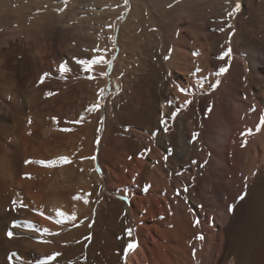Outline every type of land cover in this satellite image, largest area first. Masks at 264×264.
<instances>
[{
	"label": "bare ground",
	"instance_id": "6f19581e",
	"mask_svg": "<svg viewBox=\"0 0 264 264\" xmlns=\"http://www.w3.org/2000/svg\"><path fill=\"white\" fill-rule=\"evenodd\" d=\"M7 1L0 0V10ZM29 1L59 11L53 0ZM22 8L32 11L27 3ZM79 16L91 59L106 63L93 67L88 82L48 99L42 113L54 132L36 123L16 139L24 154L55 144L49 168L25 165L27 178L17 179L9 147L0 149L1 187L29 208L15 210L26 237L6 245L26 257L35 252L34 264H264V0H85L79 12L69 5L63 23ZM40 17L22 30L35 58L48 44L40 45L47 29L61 23ZM229 48L231 55L219 59ZM56 56L57 67L41 57L39 73L75 79L59 69L63 50ZM107 63L118 95L87 111L109 88L108 75H100L109 73ZM220 68L227 71L217 75ZM198 78H205L202 86ZM37 99L29 96L33 106ZM74 105L84 119H76L75 133H62L73 128L67 115ZM60 141L67 149L57 147ZM66 186L76 190L67 196ZM58 211L76 219L57 223Z\"/></svg>",
	"mask_w": 264,
	"mask_h": 264
},
{
	"label": "rangeland",
	"instance_id": "374dc122",
	"mask_svg": "<svg viewBox=\"0 0 264 264\" xmlns=\"http://www.w3.org/2000/svg\"><path fill=\"white\" fill-rule=\"evenodd\" d=\"M27 1L29 0H26V2L25 0H10V1L8 0L7 1L9 4L8 7H4L2 10H0V21L2 19L10 20V21L8 20L10 24L7 25L8 21H5V22L3 21L4 25L2 24L0 25V33H1L0 35V149L3 147L4 148L9 147L7 149L10 151L9 154L11 156L12 165L16 167L15 171L17 173H15V177L17 179H19L20 176L22 177V179L27 178L28 176L27 173H22L25 171L23 169L25 165H26L25 167L27 168L29 167L35 168L37 167V165H43V167L45 168L50 167L51 162L54 160L53 157H52L53 158L52 160L50 155L51 153H53L52 149L54 147L53 145L55 144L46 145V147L41 146L40 147L41 151L38 152V154H35L32 151L31 152L29 151L27 153V149H26V154H24L25 148L22 145L15 143V142L19 140L22 137V135L26 136L27 135L26 133H29L26 129H30V127L34 126L36 123L38 125H41L46 130H50L49 128H51V131L54 132L55 127H53L52 118L50 117L49 114H45V113L43 114L42 111L48 113V110L50 109V105L48 101L50 100L51 102V99L59 95L63 90H66L68 87H71V85H77L82 82H88L87 80H89L88 76H90V74L89 73L87 74V72L83 70V68L77 61L82 60V59H89V58H90L89 60H91V53L88 47L84 45V41H83V40H87L88 36L84 30L87 24L86 25L85 23L82 24L83 22V21L81 22L82 17L79 16L77 19L70 22L69 24L63 23L66 17V10L69 7V5H72V7L76 8V12H79L81 10V7L84 6L85 0H67V2H65V0H53L52 7H59V11H55L52 8L45 10V8L43 7L39 8L35 6L32 0H31L32 3H30V1L29 2ZM25 3L31 6L32 11H30V13H25V8H22L23 6H25ZM17 8L20 9L19 11L22 12L21 16L19 17L16 16L18 13ZM46 11L51 12V13H48ZM58 13H61V15H58ZM46 14L52 15L54 18H57V17L60 18L61 23L56 22V24L52 25V27L47 29V31L51 33L50 35L47 32L48 41L46 42L42 41L44 44H40L39 42H37L43 46L45 45V43H48V44L44 46V48L42 49L43 51H41L40 49L41 53H43L41 54L42 56L39 57L37 53L36 58H35V55L31 54L30 51L27 49L29 45L28 46L24 45V43L25 44L30 43L31 40L29 39L28 41L27 37L24 35V32L22 33V30H25V29L27 30V28H24L25 25H27V27L29 28H32L35 22H38V23L43 22L40 16L46 15ZM5 24L7 25V27ZM44 24L46 25V23ZM35 27H36V24H35ZM20 33L21 35H19ZM6 34H9V35H6ZM12 35L13 36L15 35V36L12 37ZM49 35H50V39L51 37L54 39L49 40ZM20 36L24 37L25 40ZM43 36L44 35H42V37ZM21 38H22V41H25V42H22ZM46 46L47 48H49L48 50ZM44 49H46L47 52H44ZM61 49L63 50V56H64L63 62L61 61L62 65L63 63H66L67 68L69 69V71H71L70 76H72V72H74L76 76H75V79L73 76L70 77L69 79L70 81L67 79L66 80L61 79L59 76L58 77L55 76L56 82H57L55 83L54 75L52 76L51 75L49 76L46 74L41 75L39 73L41 69V65L43 63L41 60V57L42 58L44 57L43 59L44 60L46 59L45 61H48V62L51 61L50 63L55 65L54 64L55 60H53L55 59L54 56L57 57L56 55L59 54V50L61 51ZM115 61L117 62V59ZM115 61L113 65H115ZM68 65L70 68L68 67ZM55 66H54V69L57 67ZM58 68L57 70L61 69V67L59 69ZM113 71H114V67L112 66V68L110 69L108 73V78H109L108 87L109 88H108V91L103 96V100L101 101L102 104H105L110 96L116 97L118 95L117 93L119 92L120 84H119L118 79L111 77L110 74L113 73ZM50 79L51 81H49ZM49 93H52V95H48ZM56 93L57 95H55ZM31 94L38 95V99H37L38 104L35 106L31 105V103L29 102V96H31ZM80 102L81 101L78 100L77 104L78 103L81 104ZM87 103L91 104V100H87ZM77 104L75 105L77 106ZM75 105L72 106L70 109H68L70 111H69V114L67 115L68 117L70 116V121H71L73 128L63 127V129H59L60 132L62 133H68V132L75 133L76 132L74 131L75 125L76 123H78L76 122V119L78 120L81 114L78 115V113L80 112V109L79 107H76ZM43 107H45L44 108L45 110H41ZM38 110L41 112V114H43V115L39 114L40 115L39 119L35 115V113L38 112ZM71 118L73 119L75 118V119L73 120ZM76 126L77 127L75 129L80 128L78 127L79 124ZM57 147L59 149H63V147L67 149L68 146L66 142L64 144L63 142L60 141ZM39 153H41V155H39ZM39 156H40V159H39ZM62 164L63 166H68L69 162L68 163L62 162ZM1 186L2 185L0 184V221H1L0 223V264H17V263L18 264L20 263L21 264H34L36 263V261H34L35 252H30L29 254L30 257H26L22 254L21 251L16 250L13 247L6 245L4 241V240L13 241L16 239H22L23 236L26 237V235H23L21 231H19L20 229L18 227L19 226L18 225L19 216L15 214V210L18 209L22 211H29V208L27 204H24L25 200H22L21 202L20 201L17 202L16 200H14L15 198L11 199L7 191L4 190ZM75 190H76V187L75 188L73 187L70 191V187L66 186L64 189L65 192L63 191V193L68 196V194L73 193ZM13 215H16V216H13ZM9 232L13 233L11 237L8 235ZM64 262L66 263V260H64ZM69 263L75 264V261H69L67 264Z\"/></svg>",
	"mask_w": 264,
	"mask_h": 264
},
{
	"label": "snow or ice",
	"instance_id": "6c2138e0",
	"mask_svg": "<svg viewBox=\"0 0 264 264\" xmlns=\"http://www.w3.org/2000/svg\"><path fill=\"white\" fill-rule=\"evenodd\" d=\"M65 2H67V0H65ZM127 3H128V0H125V4H127ZM239 11H240V5L237 4L236 7H235V12H239ZM232 15H234V13H229V16H232ZM228 27H231V24H228ZM221 31H223V29H221ZM193 55H199V53L198 52H194ZM230 55H231V49L229 48L228 50H226L225 52H223V54L219 57V59H222L223 60V59L229 57ZM77 62L81 65V67L83 68V70L85 72H87V73L90 74V76H91L93 67L95 65L106 63V61H105V59H104L103 56H100V57H97V58L91 59V60H89V59H82V60H78ZM107 67L109 69H111L112 68V64L111 63H107ZM61 70L64 71V72H66V71H68V68H67L66 65H63L62 68H61ZM226 71H227V68H220L216 74L217 75H221V74H223ZM196 72H200V69L198 67L196 69ZM100 75H108V73H100ZM41 82H43V81H41ZM204 82H205V78H198L197 81H196V84L198 86H202L204 84ZM216 83L218 84L219 81L217 80ZM103 92H104V89H101L100 90V93L98 94L99 95V100H98L97 104L90 106L87 109V111H90V112L91 111H95V110H97L100 107V100H103ZM48 95H52V93H49ZM185 103L187 104V103H191V102L190 101H186ZM172 118L173 119L175 118V113H173V117ZM83 119H84V117L81 116L80 117V121L82 122ZM163 122L165 124L167 123V121H163ZM261 125H264V118L261 119ZM258 130H259V128L257 129V131ZM250 134H252V130L251 129H249L244 135H250ZM93 159H95V157H93ZM68 162L69 161L65 158L64 159V163H68ZM41 163H43V162H41ZM183 191L186 192L187 191V188L185 187L183 189ZM176 194H177V196L181 195V190L180 189H177L176 190ZM243 198L244 197L242 195L240 197V199H243ZM75 199H81V197L78 195V196L75 197ZM84 202L85 203H88L87 200H85ZM233 208H234V206H230L229 211H232ZM57 216L60 217V219L57 220V223H61L64 220H73L74 221L76 219V217H75L74 214L71 215V216H68L64 212H60V211L57 212ZM195 224H199V219L198 218L194 221V225ZM28 226L30 228L33 227V225H31V224H29ZM44 231L47 232L48 230L45 229ZM8 235L11 237L13 235V233L12 232H9ZM128 235H129V237H131V229L128 230ZM196 238L197 239H200V240H203L204 237L202 235H199ZM134 247H135V244L134 243H129V245H128L129 250L134 249ZM56 255H59V254H56ZM50 259H55V256L51 257ZM43 264H48V261H44Z\"/></svg>",
	"mask_w": 264,
	"mask_h": 264
},
{
	"label": "trees",
	"instance_id": "16d2710c",
	"mask_svg": "<svg viewBox=\"0 0 264 264\" xmlns=\"http://www.w3.org/2000/svg\"><path fill=\"white\" fill-rule=\"evenodd\" d=\"M108 91V90H107Z\"/></svg>",
	"mask_w": 264,
	"mask_h": 264
}]
</instances>
